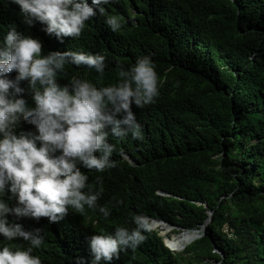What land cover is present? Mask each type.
Segmentation results:
<instances>
[{
	"label": "trees",
	"instance_id": "1",
	"mask_svg": "<svg viewBox=\"0 0 264 264\" xmlns=\"http://www.w3.org/2000/svg\"><path fill=\"white\" fill-rule=\"evenodd\" d=\"M104 7L106 15L122 18L119 31L98 14L79 39L61 43L41 23L25 24L12 0H0V42L14 25L39 36L45 53L71 48L106 56L102 77L67 64L61 83L74 75L117 83V66L130 67L143 55L152 57L159 77L155 103L134 107L143 140L115 139L117 167L85 170L96 188V177H103L98 204L111 206L114 198L124 203L112 207L107 219L87 210L70 211L56 224L47 218L18 221L46 230L34 255L42 264H92L89 238L95 230L134 226L129 222L138 212L200 228L213 210L206 233L183 252H174L166 239L172 251L152 229L143 244L111 264H264V0H111ZM225 224L233 237L223 231ZM20 245L28 242L10 246Z\"/></svg>",
	"mask_w": 264,
	"mask_h": 264
},
{
	"label": "clouds",
	"instance_id": "2",
	"mask_svg": "<svg viewBox=\"0 0 264 264\" xmlns=\"http://www.w3.org/2000/svg\"><path fill=\"white\" fill-rule=\"evenodd\" d=\"M12 2L20 6L25 24L41 23L43 31L61 43L68 37L79 39L86 22L98 14L105 15L113 32L123 25L119 15H106L104 5L111 0ZM43 45L39 36L14 25L0 42V237L8 242L0 244V264H42L34 250L44 244L46 230L26 229L18 222L24 218H47L48 224H56L70 211L85 215L98 210L107 219L112 207L124 203L114 198L111 206L98 204L103 177H96L101 185L96 188L85 170L103 173L117 167L113 141L129 135L143 140L134 107L151 105L159 96L150 55L138 56L130 67L118 65L117 83H94L77 75L61 83L67 64L94 69L102 77L107 58L71 48L45 53ZM151 220L138 212L129 222L134 226L95 230L89 238L92 264H111L122 252L139 247L152 231ZM17 240L28 246H10Z\"/></svg>",
	"mask_w": 264,
	"mask_h": 264
},
{
	"label": "rangeland",
	"instance_id": "3",
	"mask_svg": "<svg viewBox=\"0 0 264 264\" xmlns=\"http://www.w3.org/2000/svg\"><path fill=\"white\" fill-rule=\"evenodd\" d=\"M161 222L163 223V225L161 226H154L152 223V229L158 230L160 234L165 238V240L169 239L177 252H183L185 246L187 244H191L195 239L194 238L193 240H190L188 238H185L184 233L186 232L187 229L180 228L165 221H161ZM187 232H189L190 235L192 233V235L195 236L193 232L191 231H187Z\"/></svg>",
	"mask_w": 264,
	"mask_h": 264
},
{
	"label": "water",
	"instance_id": "4",
	"mask_svg": "<svg viewBox=\"0 0 264 264\" xmlns=\"http://www.w3.org/2000/svg\"><path fill=\"white\" fill-rule=\"evenodd\" d=\"M159 193H161L162 195H170L169 193L167 192H164V191H159ZM212 214H213V210H209L208 211V218L206 219L205 223L200 227V228H192V229H197L200 233L199 235L197 236V239L202 237L205 233H206V229H207V225L209 224V222L211 221L212 219ZM162 220V219H161ZM162 221H166V220H162ZM167 222V221H166ZM185 229V228H184ZM188 229V228H186ZM190 230V229H188ZM166 243V241H165ZM167 245V243H166ZM168 246V245H167ZM170 248V247H169ZM171 249V248H170ZM172 250V249H171ZM217 251H220L218 248H216ZM174 251V250H172ZM176 252V251H174Z\"/></svg>",
	"mask_w": 264,
	"mask_h": 264
},
{
	"label": "bare ground",
	"instance_id": "5",
	"mask_svg": "<svg viewBox=\"0 0 264 264\" xmlns=\"http://www.w3.org/2000/svg\"><path fill=\"white\" fill-rule=\"evenodd\" d=\"M152 223H153V225L154 226H161V225H163V223L161 222L162 220H160V219H155V218H152ZM166 222V221H165ZM167 223H169V222H167ZM186 229V228H185ZM187 231H191V232H193V234L195 235V236H193L192 235V233H191V235H190V233L189 232H187ZM189 233V234H188ZM184 235H185V238H188V239H190V240H193L194 238H196L198 235H199V231L197 230V229H190V230H186V232L184 233ZM195 240V239H194ZM193 240V241H194ZM188 245V244H187ZM185 249V248H184ZM177 252V251H176Z\"/></svg>",
	"mask_w": 264,
	"mask_h": 264
},
{
	"label": "built area",
	"instance_id": "6",
	"mask_svg": "<svg viewBox=\"0 0 264 264\" xmlns=\"http://www.w3.org/2000/svg\"><path fill=\"white\" fill-rule=\"evenodd\" d=\"M223 231L229 236L233 237L234 236V230L231 228L228 224H225L223 226Z\"/></svg>",
	"mask_w": 264,
	"mask_h": 264
}]
</instances>
